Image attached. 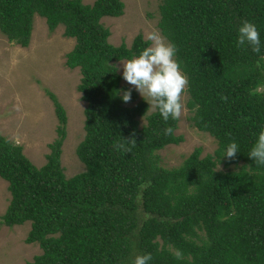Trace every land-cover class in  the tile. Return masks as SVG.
Masks as SVG:
<instances>
[{"label":"trees","instance_id":"16d2710c","mask_svg":"<svg viewBox=\"0 0 264 264\" xmlns=\"http://www.w3.org/2000/svg\"><path fill=\"white\" fill-rule=\"evenodd\" d=\"M123 13L122 0H0V33L22 47L35 14L50 31L65 26L64 35L75 38L66 65L79 67L77 89L86 103L85 135L76 147L85 170L74 176L66 177L61 165L67 116L53 92L46 90L57 138L45 164L35 166L21 145L0 134V177L11 196L0 223L30 221L25 242H37L41 253L26 264H130L145 253L151 264H264V166L248 156L264 127V47L256 54L236 42L248 20L264 43V0L160 3L157 27L177 45L189 81L188 118L217 143L212 154L201 157L197 147L172 168L160 164L157 151L184 140L176 134L179 118L165 122L148 113L135 90L127 103L116 96L129 88L115 63L149 43L141 33L130 46L109 42L101 19ZM169 126L174 134L166 136ZM123 139L135 141L129 153L113 147ZM231 141L240 147L232 160L223 157Z\"/></svg>","mask_w":264,"mask_h":264},{"label":"rangeland","instance_id":"374dc122","mask_svg":"<svg viewBox=\"0 0 264 264\" xmlns=\"http://www.w3.org/2000/svg\"><path fill=\"white\" fill-rule=\"evenodd\" d=\"M82 1L90 5L94 0ZM122 1L124 13L121 16H104L101 19L111 32L110 43L119 45L124 41L130 46L138 33L146 39L148 32L159 31L157 22L162 0ZM64 27L58 24L50 31L45 18L35 14L30 42L26 47L9 41L0 33V134L21 145L23 153L35 166L45 164L50 152L48 144L57 138L58 119L46 90L53 92L66 111V136L60 160L64 174L71 177L85 170L84 163L76 154V147L85 135L86 103L77 89L81 78L79 67L66 65V54L74 47L75 38L65 36ZM121 61L127 60L115 63L120 75L123 70ZM120 84L135 90L123 78ZM138 99H143L139 93ZM187 100L185 90L182 94L184 107L176 129V134L183 135L184 140L157 151L163 167H177L197 147L201 148V157L212 154L217 147L213 137L192 126ZM147 112L153 111L148 109ZM140 122L146 121L140 118ZM218 168L222 169L223 165ZM7 185V181L0 177V216L11 198ZM30 227V221L12 227L0 223V264H26L41 253L37 242H25Z\"/></svg>","mask_w":264,"mask_h":264},{"label":"clouds","instance_id":"9594fccd","mask_svg":"<svg viewBox=\"0 0 264 264\" xmlns=\"http://www.w3.org/2000/svg\"><path fill=\"white\" fill-rule=\"evenodd\" d=\"M148 46L138 55H133L127 61H121L124 81L134 86L135 90L148 103L149 108L158 112L165 121L176 120L183 110L182 94L189 83L187 76L181 70L176 59L178 48L174 42L168 41L158 30L146 34ZM237 46L250 48L253 53H261L264 43L261 41L260 31L255 23L244 20L237 28ZM119 69L115 68V71ZM132 88L116 91V96L127 103L132 97ZM123 93L122 95L120 93ZM147 98V100L145 99ZM166 136L174 134L173 127L163 129ZM135 144L134 140H125L113 145L117 151L130 152L128 144ZM240 153L239 144L229 142L224 148L223 157L235 159ZM248 156L258 166H264V127L256 134L255 142L249 150ZM177 260L183 258V253L177 249L174 253ZM151 253L136 255L130 264H151Z\"/></svg>","mask_w":264,"mask_h":264},{"label":"crops","instance_id":"0c3cea01","mask_svg":"<svg viewBox=\"0 0 264 264\" xmlns=\"http://www.w3.org/2000/svg\"><path fill=\"white\" fill-rule=\"evenodd\" d=\"M7 187H8V185H7Z\"/></svg>","mask_w":264,"mask_h":264}]
</instances>
